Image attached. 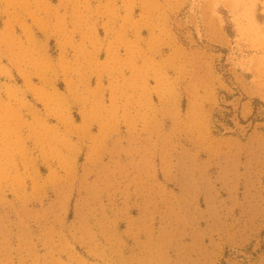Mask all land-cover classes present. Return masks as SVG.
<instances>
[{
	"label": "rangeland",
	"instance_id": "1",
	"mask_svg": "<svg viewBox=\"0 0 264 264\" xmlns=\"http://www.w3.org/2000/svg\"><path fill=\"white\" fill-rule=\"evenodd\" d=\"M32 5L0 0V264H264V0L139 10L158 60L109 98Z\"/></svg>",
	"mask_w": 264,
	"mask_h": 264
},
{
	"label": "crops",
	"instance_id": "2",
	"mask_svg": "<svg viewBox=\"0 0 264 264\" xmlns=\"http://www.w3.org/2000/svg\"><path fill=\"white\" fill-rule=\"evenodd\" d=\"M28 1L39 18L49 21V30L35 31L41 41L49 39L50 46L55 47L57 55L52 59L58 65L64 64L66 79L71 82L81 79L73 69L85 66L90 82L109 98L127 89L123 80L131 77V58L142 66L143 59L138 57L147 50L142 57L158 60L162 41L150 40L151 30L129 28L139 10L143 13L160 8L161 0H24ZM87 111L92 117L91 108Z\"/></svg>",
	"mask_w": 264,
	"mask_h": 264
},
{
	"label": "bare ground",
	"instance_id": "3",
	"mask_svg": "<svg viewBox=\"0 0 264 264\" xmlns=\"http://www.w3.org/2000/svg\"><path fill=\"white\" fill-rule=\"evenodd\" d=\"M186 39L189 41L190 44H194V38L192 33L189 31L186 34ZM220 101H222L224 104H230L233 109H234V114L232 117V121H233V126H229L225 123H222V126L224 128V130L226 132H233V131H237L239 134L241 135H245L249 128L251 127V122L248 124H245L241 121L238 110L240 108V102H241V96H237L235 98L232 99H227L226 96H222Z\"/></svg>",
	"mask_w": 264,
	"mask_h": 264
}]
</instances>
